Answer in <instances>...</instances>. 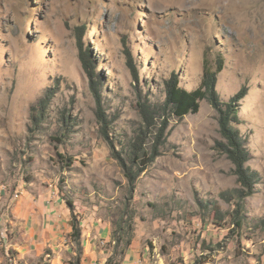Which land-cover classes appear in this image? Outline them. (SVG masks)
<instances>
[{
  "label": "rangeland",
  "instance_id": "1",
  "mask_svg": "<svg viewBox=\"0 0 264 264\" xmlns=\"http://www.w3.org/2000/svg\"><path fill=\"white\" fill-rule=\"evenodd\" d=\"M80 39L102 79L110 140ZM218 60L221 100L248 92L235 127L257 184L241 204V227L233 219L241 186L215 149L219 116L208 101L170 120L162 155L133 192L111 146L130 150L144 127L140 104H162L173 73L194 91ZM0 185L13 196L54 188L77 217L107 222L112 235L125 215L145 264H264V0H0Z\"/></svg>",
  "mask_w": 264,
  "mask_h": 264
},
{
  "label": "trees",
  "instance_id": "2",
  "mask_svg": "<svg viewBox=\"0 0 264 264\" xmlns=\"http://www.w3.org/2000/svg\"><path fill=\"white\" fill-rule=\"evenodd\" d=\"M80 58L83 69L90 79L91 90L97 103V116L103 123V134L107 140H110L108 133V119L103 111L102 103V79L97 73L94 59L90 51L83 48L81 39L79 40ZM218 69L213 71L208 64L205 65V72L200 87L194 91H187L180 86V77L173 73L170 79L165 83L166 98L162 104L154 105L146 102L140 104L141 115L144 120V127L138 134L137 139L132 143L128 152L117 150L113 147V158L122 168L125 177L131 184V191L135 190V186L140 177L157 161L162 155L161 148L167 139L166 132L168 130L170 120H183L189 114H197L200 110L202 101H208L210 105L217 111L219 116V127L222 141L216 143L215 149L222 155H225L234 165V173L237 176L240 190L234 192L235 199L238 201V208L233 213L234 224L238 227L242 226L241 204L255 193L257 184L256 175L251 173L247 168V164L251 160V153L246 147V140L240 131L235 127L240 124L239 103L247 96V89L244 88L234 98L228 102H223L217 90L218 75L223 70L224 63L218 60ZM129 66L138 80V70L130 57ZM49 98L44 99L41 103L42 110L34 115L35 124L44 121L46 106ZM153 131L154 141L148 148L145 147L146 131ZM224 197V196H223ZM229 201V200H228ZM70 208L73 204L68 203ZM73 216V233L72 241L76 245V258L71 264H81L83 247L81 221L77 217L72 208ZM134 232L133 221L125 220L122 215L118 229L112 235V243L114 244L112 255L108 258L106 264H121L124 256L129 250L133 242L132 234ZM111 246V244H110ZM120 258V260H119Z\"/></svg>",
  "mask_w": 264,
  "mask_h": 264
},
{
  "label": "crops",
  "instance_id": "3",
  "mask_svg": "<svg viewBox=\"0 0 264 264\" xmlns=\"http://www.w3.org/2000/svg\"><path fill=\"white\" fill-rule=\"evenodd\" d=\"M83 231L81 264H106L112 255V228L97 218L80 216ZM73 216L54 188L19 187L16 195L0 185V264H71ZM121 264H145L132 243Z\"/></svg>",
  "mask_w": 264,
  "mask_h": 264
}]
</instances>
